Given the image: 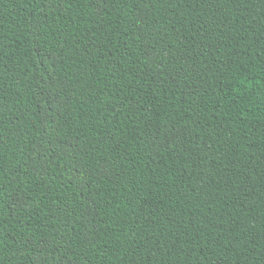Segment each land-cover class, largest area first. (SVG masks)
I'll list each match as a JSON object with an SVG mask.
<instances>
[{"label":"trees","instance_id":"16d2710c","mask_svg":"<svg viewBox=\"0 0 264 264\" xmlns=\"http://www.w3.org/2000/svg\"><path fill=\"white\" fill-rule=\"evenodd\" d=\"M0 264H264V0H0Z\"/></svg>","mask_w":264,"mask_h":264}]
</instances>
